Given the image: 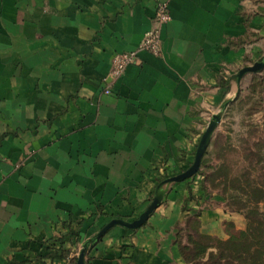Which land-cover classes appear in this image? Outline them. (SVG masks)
I'll use <instances>...</instances> for the list:
<instances>
[{"label":"crops","instance_id":"1","mask_svg":"<svg viewBox=\"0 0 264 264\" xmlns=\"http://www.w3.org/2000/svg\"><path fill=\"white\" fill-rule=\"evenodd\" d=\"M160 5L153 55L140 45ZM119 54L131 60L113 78ZM263 58L264 0H0V264H68L110 221L138 219ZM193 178L140 228L108 229L85 263L183 264L177 233L195 215L203 234L242 230Z\"/></svg>","mask_w":264,"mask_h":264},{"label":"rangeland","instance_id":"2","mask_svg":"<svg viewBox=\"0 0 264 264\" xmlns=\"http://www.w3.org/2000/svg\"><path fill=\"white\" fill-rule=\"evenodd\" d=\"M218 113L220 122L203 156L204 165L194 178L204 197L221 198L233 212L243 214L244 206L264 212V67L231 84L227 100L214 112ZM189 230L181 238L184 242L207 245L223 240Z\"/></svg>","mask_w":264,"mask_h":264},{"label":"trees","instance_id":"3","mask_svg":"<svg viewBox=\"0 0 264 264\" xmlns=\"http://www.w3.org/2000/svg\"><path fill=\"white\" fill-rule=\"evenodd\" d=\"M203 165L204 158L200 168ZM225 207L233 215L242 218L244 228L235 230V226L230 222L226 229L235 231L231 234L228 233L226 240L216 239L214 244L207 245L196 244L193 240L184 242L181 238L185 232L186 234L190 233V228L197 231L199 235L212 238L211 235L199 231L197 215L193 218L188 217L177 233L179 252L183 262L186 264H264V212L257 208L244 206L245 208H241L243 214H239L229 210L226 204ZM212 249H214L213 252ZM68 264H76V260L70 261Z\"/></svg>","mask_w":264,"mask_h":264},{"label":"water","instance_id":"4","mask_svg":"<svg viewBox=\"0 0 264 264\" xmlns=\"http://www.w3.org/2000/svg\"><path fill=\"white\" fill-rule=\"evenodd\" d=\"M263 67H264V60H261V61L254 63L252 66L242 68L237 73L236 80L240 81V79L246 74L257 73L261 71ZM220 118H221L220 113L214 114L211 116V119L206 125V128L204 132L202 133L200 140L197 144L192 164L180 174L165 179L157 186L153 199L151 200L147 208L144 210V212L139 216V218L132 222H127L121 219H114L110 221L94 238H92L91 240H89V242L83 245L82 249L78 253L76 264H86L85 254L88 250V247L92 243H94L97 239H99L101 236H103L108 229L114 226H121L126 229H130V230H135V229L140 228L148 220L149 216L161 204L171 184L186 181L188 179H191L195 175H197L200 165H201L202 158L209 145L210 139L217 125L220 122Z\"/></svg>","mask_w":264,"mask_h":264},{"label":"built area","instance_id":"5","mask_svg":"<svg viewBox=\"0 0 264 264\" xmlns=\"http://www.w3.org/2000/svg\"><path fill=\"white\" fill-rule=\"evenodd\" d=\"M156 20V28L148 31L140 45V49L148 51L153 55L159 54V46H160V34L161 27L167 24L170 21V15L167 11L166 5H160L157 9V13L155 16ZM131 56L128 54H119L114 58L115 68L112 72V77L116 78L120 76L125 68V66L130 63ZM108 93V92H106Z\"/></svg>","mask_w":264,"mask_h":264}]
</instances>
